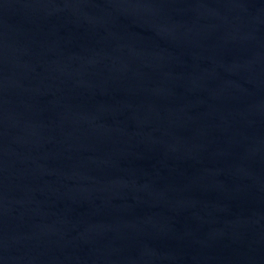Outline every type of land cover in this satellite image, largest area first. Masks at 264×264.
Here are the masks:
<instances>
[{
  "label": "water",
  "instance_id": "1",
  "mask_svg": "<svg viewBox=\"0 0 264 264\" xmlns=\"http://www.w3.org/2000/svg\"><path fill=\"white\" fill-rule=\"evenodd\" d=\"M0 264H210L112 138L34 0H0Z\"/></svg>",
  "mask_w": 264,
  "mask_h": 264
}]
</instances>
